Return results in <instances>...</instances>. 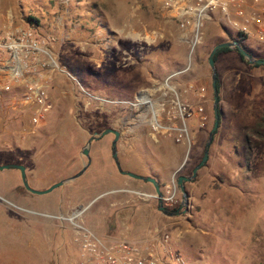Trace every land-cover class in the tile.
I'll list each match as a JSON object with an SVG mask.
<instances>
[{
    "label": "rangeland",
    "instance_id": "obj_1",
    "mask_svg": "<svg viewBox=\"0 0 264 264\" xmlns=\"http://www.w3.org/2000/svg\"><path fill=\"white\" fill-rule=\"evenodd\" d=\"M24 27L53 40L50 50L59 71L47 82L50 110L33 132L17 95H0V165L23 166L29 187L43 190L77 173L86 163L80 151L88 137L112 128L119 132L121 169L164 176L182 165L176 177L191 174L213 122L207 56L227 39L216 19L202 23L187 70L179 32L149 0L138 6L132 0H0V29ZM241 44L253 57L264 58V43L248 38ZM214 68L218 123L204 164L187 182L188 190L193 185L190 203L181 206L177 191L166 209H178L179 215H162L155 198L138 195L151 194L145 192L121 193L118 201L125 203L115 209L125 215L118 218L103 198L87 205L85 193L101 191L87 172L33 195L23 189L17 170H0V264H78L69 225L43 217L78 210L81 222L107 239L145 241L158 231L182 264H264V64L239 66L229 51L216 56ZM171 73H178L173 84L180 91L193 87L183 97L201 104L207 117L202 130L191 123L188 148L163 137L151 139L143 126L129 127L127 105L112 103L133 101L138 90ZM111 140L107 134L91 142L90 161L101 153V159L111 158ZM111 161L109 169L117 173ZM99 174L97 169L94 176ZM145 218L147 226L132 225Z\"/></svg>",
    "mask_w": 264,
    "mask_h": 264
},
{
    "label": "built area",
    "instance_id": "obj_2",
    "mask_svg": "<svg viewBox=\"0 0 264 264\" xmlns=\"http://www.w3.org/2000/svg\"><path fill=\"white\" fill-rule=\"evenodd\" d=\"M132 1L138 6L146 0ZM149 1L157 5L163 18L179 32L186 48V70L195 47L200 43L202 23L206 20L216 19L223 32L240 42L253 38L264 43V0ZM52 41L31 27L0 29V95H17L16 104L29 111L32 132L41 126L50 110L47 82L55 71H59L50 50ZM176 74L171 73L160 82L150 83L138 90L131 102L112 103L127 105L129 127L143 126L151 139L163 137L176 145L185 144L188 148L191 123L195 122L202 130L207 117L201 104L190 103L183 97L185 92L192 93V86L180 91L173 84ZM197 97L200 99L201 95ZM96 100L100 104L106 102ZM121 125L124 126V123ZM177 191L173 178L164 185L161 199L165 209L170 210L173 206ZM138 195L155 198L152 194ZM81 214L82 210L68 216L43 215L69 225L71 241L78 250V264H182L167 250L166 237L158 231H153V235L145 241L107 239L86 227L79 219Z\"/></svg>",
    "mask_w": 264,
    "mask_h": 264
},
{
    "label": "water",
    "instance_id": "obj_3",
    "mask_svg": "<svg viewBox=\"0 0 264 264\" xmlns=\"http://www.w3.org/2000/svg\"><path fill=\"white\" fill-rule=\"evenodd\" d=\"M220 48L235 50L245 60V62H247V64H249V65L264 64V58L250 56L240 46V44L237 41H225V42L216 43L215 45H213V47L209 51L206 63H207V66L209 67L210 72H211V74H210V82L211 83L210 84H211V91H212L213 122H212L211 128L209 129V131L207 133V138H206V141L203 145L201 158H200L199 162L191 170V174L187 177H184L182 175H179L176 177V186H177L179 193L181 194V199H182L181 206L185 205L186 201H187V194L184 190L183 184L186 182H190L194 178L196 171L204 164V162L206 160V156H207L208 146L211 142L212 135H213V133L217 127V123H218V113H219L218 90L216 88V72H215V68H214V56H215L216 51ZM107 134L112 135V140L109 144V150H110L111 160H112V163H113V166H114L116 172L121 176L128 177V178L133 179V180H138V181H141L144 183H149L152 186L154 194H155V200H156V204H157L156 210L158 212H160L162 215L168 216V217L179 215L180 211L178 209L175 211H172V212H167V210L163 207L162 199H161L162 194L160 192L159 185L153 178L137 175V174H134V173H131L129 171H125V170L121 169V167L119 165L118 157H117V152H116V142L119 139V132L112 129V128L104 129L99 134L93 133L92 135H90L88 137V139L86 140L85 145L82 147V149L80 151V154L85 157L86 163L84 165H82L81 169L77 173L73 174L72 176H70L66 179H63V180H60V181L53 183L52 185H50L46 189H43V190L31 189L27 183L25 168L23 166L16 165V164H2V165H0V170H4V169L17 170L19 173L21 185L26 192L33 194V195L47 194V193L51 192L52 190H54L58 187H61L65 184H68L69 182L78 178L83 173L85 168L89 165L90 159L88 156V148L90 146V143L93 141H96L98 138H100L104 135H107ZM181 166L179 167V169L181 168Z\"/></svg>",
    "mask_w": 264,
    "mask_h": 264
},
{
    "label": "crops",
    "instance_id": "obj_4",
    "mask_svg": "<svg viewBox=\"0 0 264 264\" xmlns=\"http://www.w3.org/2000/svg\"><path fill=\"white\" fill-rule=\"evenodd\" d=\"M221 34L227 38H229L230 36H228L225 32H223L222 29H220ZM232 38V37H231ZM221 41V40H220ZM234 52L233 50H229ZM235 53V52H234ZM236 55V53H235ZM237 56V55H236ZM237 64H239V66H241L242 62L239 60V58L237 57ZM231 71V70H230ZM227 73V71L225 72ZM225 75V74H224ZM224 81L225 79H227L226 77H224ZM181 145V144H179ZM183 146V145H181ZM102 154V153H101ZM96 155L94 158L91 159V161L89 162V165L85 168V170L83 171L82 174H84L85 172L88 173V179H92L90 180L91 182L94 183V185H96L98 188H101L100 192L97 193H85L86 194V202L87 205L88 204H93L94 200L96 199H102V202L108 204L109 208H114V209H110V212L113 213V215L118 218L120 216H124L125 214H123L120 211H117L115 209V207H118V205H122L123 203H125V201L123 203L119 202L118 200L121 198V193H126L128 192H145V193H151L153 192V188L151 185L146 184L144 182L138 181V180H133L130 179L128 177H124L119 175L118 173H112L111 170L109 169V161H111V158L106 159L103 158L101 159L102 155ZM178 154V153H177ZM112 163V161H111ZM97 169H100V174L97 176L95 175V171ZM125 171H129L131 173L137 174V175H141V176H145V177H151L153 178L159 185V188L162 189L164 187L165 184L169 183L171 181V179L175 178L176 179V173L179 171V166L174 167L169 174H166L164 176H159V174H139L138 172H135L133 170H129L127 168H122ZM116 171V170H115ZM81 174V175H82ZM179 176V175H178ZM184 177H187V174L183 175ZM206 176V174L202 175L201 178H204ZM174 179V180H175ZM190 183V182H188ZM187 182L184 183V190L187 194V200L190 203V191L193 189V185H191L190 189L188 190V188L186 187V185L188 184ZM86 206V205H85ZM103 212V211H102ZM109 211H106L105 214H109ZM111 213V215H112ZM136 218V215H133V218ZM132 225H136L138 224L139 227H142L143 225L146 224V226L148 225L147 223L149 222V218H145V219H140V220H132ZM105 224L106 221H105ZM145 226V227H146ZM114 227V226H112ZM122 233L121 230H118L117 232V236H121L120 234ZM100 236V235H99ZM101 237H106L105 235H101Z\"/></svg>",
    "mask_w": 264,
    "mask_h": 264
},
{
    "label": "trees",
    "instance_id": "obj_5",
    "mask_svg": "<svg viewBox=\"0 0 264 264\" xmlns=\"http://www.w3.org/2000/svg\"><path fill=\"white\" fill-rule=\"evenodd\" d=\"M225 41H237L239 44H240V46L248 53V51H247V49L241 44V42L239 41V40H235V39H233V38H231V37H229V38H227ZM225 41H219V42H225ZM218 42V43H219ZM235 53H236V55H237V57L239 58V60L241 61V62H244V63H246L245 62V60L235 51V50H233ZM226 52H229V49H226V48H220V49H218L217 51H216V53H215V56H214V62H215V58H216V56L217 55H219V54H222V53H226ZM249 54V53H248ZM250 55V54H249ZM250 56H252V55H250ZM216 88H217V90H218V84H217V78H216Z\"/></svg>",
    "mask_w": 264,
    "mask_h": 264
}]
</instances>
